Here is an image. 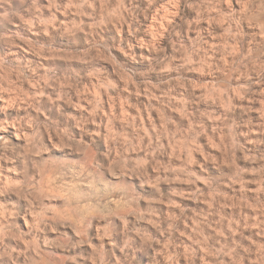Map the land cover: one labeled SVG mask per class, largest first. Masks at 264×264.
<instances>
[{"label": "clouds", "instance_id": "clouds-1", "mask_svg": "<svg viewBox=\"0 0 264 264\" xmlns=\"http://www.w3.org/2000/svg\"><path fill=\"white\" fill-rule=\"evenodd\" d=\"M0 264H264V0H0Z\"/></svg>", "mask_w": 264, "mask_h": 264}]
</instances>
